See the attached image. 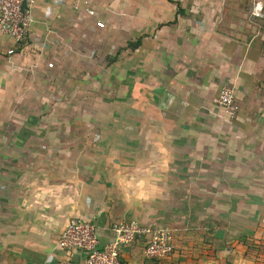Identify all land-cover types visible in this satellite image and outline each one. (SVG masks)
Returning a JSON list of instances; mask_svg holds the SVG:
<instances>
[{
  "label": "crops",
  "instance_id": "0c3cea01",
  "mask_svg": "<svg viewBox=\"0 0 264 264\" xmlns=\"http://www.w3.org/2000/svg\"><path fill=\"white\" fill-rule=\"evenodd\" d=\"M82 1L35 0L13 56L0 35L9 118L58 119L17 130L54 142L10 145L0 264H85L58 248L72 218L101 243L119 222L171 231L167 260L138 240L122 264H264V0H88L93 18Z\"/></svg>",
  "mask_w": 264,
  "mask_h": 264
},
{
  "label": "built area",
  "instance_id": "2783aa9c",
  "mask_svg": "<svg viewBox=\"0 0 264 264\" xmlns=\"http://www.w3.org/2000/svg\"><path fill=\"white\" fill-rule=\"evenodd\" d=\"M35 0H0V35L11 41V46L2 50L6 56H13L26 44L30 27L31 7ZM86 13L93 18L94 9L89 7L88 0L82 1ZM261 7L255 6L254 15L260 16ZM94 28L103 30L105 23L102 20L94 21ZM50 45L48 44L47 47ZM214 103L230 115L238 111L234 89L223 86ZM113 238L101 243L95 226L89 221L72 218L62 230L58 240V248L65 255L71 252H80L85 256V264H122L120 256L122 250L131 243L143 240L142 254L148 260H167L173 254V237L167 228L152 225H141L137 222H119L112 227ZM23 264V263H9Z\"/></svg>",
  "mask_w": 264,
  "mask_h": 264
},
{
  "label": "rangeland",
  "instance_id": "374dc122",
  "mask_svg": "<svg viewBox=\"0 0 264 264\" xmlns=\"http://www.w3.org/2000/svg\"><path fill=\"white\" fill-rule=\"evenodd\" d=\"M100 56L96 57L95 61H97L98 65L103 63L102 60V56L99 53ZM28 103V102H27ZM26 103V110L27 108H29V112L27 113L28 115H34L35 113H37L38 111V105L39 104H27ZM8 105V104H7ZM11 106V105H10ZM19 106V104H18ZM20 107V106H19ZM35 107V108H34ZM52 106H50L51 108ZM6 108H9L8 106H5V104H0V235H4L6 232V208H7V196L5 194H7V192H9L10 190H12V184H10L8 182V178L7 176H10L8 172H12L10 171V168L7 167L8 162H10V157L13 156L14 150H12V146L10 147V145L12 143H19L21 142H39V141H47L49 140V142H54V136L55 135H41L39 133H36L34 135H32L30 133L29 134H22V135H18L17 130L19 129V127H26V125H32L35 128H40L42 126H49V127H55V125H57L58 123V119L55 120V118L52 119H24L21 122V126L19 125L21 120L18 119H11L9 118V114L6 112ZM49 108V109H50ZM53 108V107H52ZM25 110V112H26ZM41 110V108L39 109V111ZM32 111V112H31ZM26 114V113H24ZM27 115V116H28ZM70 112L66 113L65 118H63V123L66 125L71 124V120L69 118ZM30 125V126H31ZM23 131V130H22ZM52 138V139H51ZM0 249H2V247H0ZM1 254V253H0Z\"/></svg>",
  "mask_w": 264,
  "mask_h": 264
},
{
  "label": "trees",
  "instance_id": "16d2710c",
  "mask_svg": "<svg viewBox=\"0 0 264 264\" xmlns=\"http://www.w3.org/2000/svg\"><path fill=\"white\" fill-rule=\"evenodd\" d=\"M152 261H154V262H157V263H158V260H152Z\"/></svg>",
  "mask_w": 264,
  "mask_h": 264
}]
</instances>
